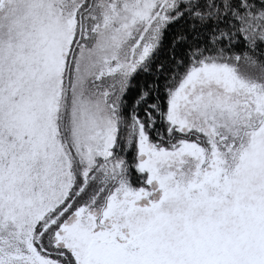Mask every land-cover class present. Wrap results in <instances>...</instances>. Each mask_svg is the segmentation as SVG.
<instances>
[{"label": "snow or ice", "instance_id": "snow-or-ice-1", "mask_svg": "<svg viewBox=\"0 0 264 264\" xmlns=\"http://www.w3.org/2000/svg\"><path fill=\"white\" fill-rule=\"evenodd\" d=\"M0 264H264V0H0Z\"/></svg>", "mask_w": 264, "mask_h": 264}]
</instances>
